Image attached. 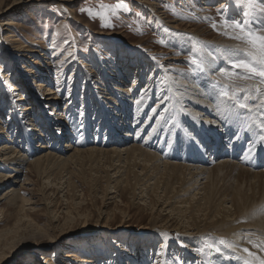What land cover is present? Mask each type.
Segmentation results:
<instances>
[{"label": "rangeland", "instance_id": "1", "mask_svg": "<svg viewBox=\"0 0 264 264\" xmlns=\"http://www.w3.org/2000/svg\"><path fill=\"white\" fill-rule=\"evenodd\" d=\"M140 1L123 0L124 3H127L129 10H118L107 21L110 26L102 27L99 16L90 17L86 10L91 9L94 13L99 12L101 5H115L121 0H0L3 10L10 6L9 10L0 14V47L3 48L1 57L3 61L0 59L2 93L12 89L13 83L16 84L20 91L11 93L12 99L9 101H15L18 94H23L25 99L23 98L20 104L29 106L30 109L34 108L29 111L33 120L39 115L42 118L41 114L45 113L43 119L48 116L46 121L49 120L51 122L49 124L53 128H57L58 121L62 125L66 124L67 135L69 133L68 136H70H66L65 133V137L59 143L57 142L58 144L55 141L50 149L40 150L39 147L44 143V140H39L30 143L34 144L33 148L35 147L33 149L30 145V154L26 153L27 150H22L21 154H26V158L21 166L19 179L13 185L19 196L22 195L23 198L30 199L31 204H27L26 211L24 210L25 212L23 211L19 215L17 207H11L4 200L0 201V264H68L65 254L69 252L77 253L79 258L93 257L96 264H200L203 262V258L197 259L196 257L202 255L204 257L205 252H208L209 255L204 258L209 261L207 264H212L211 257H217L223 253L224 249H227V247L220 246L222 251L216 252L212 247H209L211 241L220 240L212 236L211 240H206L208 237L201 239L202 241L199 240L198 248L190 247V242L182 232L175 239L165 240L162 237V230L171 232L167 228L170 220L167 214L157 210V207L152 208L148 205V196L145 194L143 199L147 200L146 203L143 200H134L129 191L124 189H119L116 193L115 189L106 191L107 182L104 171L97 175L92 174L87 162L82 169L84 172L78 171L77 167H71L70 186L65 191H61L63 189H60L61 184H58V188L57 185H49L45 198L40 195L41 186L45 182L42 179L44 176L40 177L34 170L29 173L27 171L30 164L39 155L47 152L60 154V149H64L63 144L69 139L82 138L84 126L82 118H80V114H83L80 100L82 96L86 95V93H82L83 87L86 86V89L90 90L99 86L103 91L101 89L97 91L107 97L104 86H101V82L104 81V73H102L97 57L104 60L107 71L114 77L113 82H110L111 85L117 78H121L122 81L120 74L126 75V77L123 76L126 80L120 86L121 89L130 92L131 100L129 101H134L136 112L145 114L148 109L149 112L145 118L151 114L155 122H164V119L171 117L172 108L169 107V101L173 98L171 91L179 89L181 87L179 82L185 77L187 79L193 76L197 85L200 84L202 78L212 83L220 80L221 85L229 86L230 94L233 85L243 86L247 83L235 81L229 84L228 81L221 80L217 72L210 76L206 70L203 72L193 70L189 63V57L194 52L203 56L205 50L212 48L211 51L213 50V55L216 56V50L219 49L216 45L217 40L231 39V30H229V35H225L224 29L220 28L221 16L218 15L217 10L220 9L221 14L228 18L242 20L243 13L248 11L244 0H224L225 2L220 8H218L219 3L223 0ZM144 1L156 2L158 4L157 13H165L164 16L167 17L165 20H177V24L180 22L179 29H171L169 27L171 25H164V22L160 21L155 14L145 12L142 9L143 5H140ZM256 3L258 7H264L261 0H256ZM205 5L211 9L202 10L201 7ZM225 9L226 11H224ZM255 15L259 16V20H264V13L257 11ZM205 17L211 19H205ZM212 20L217 22L219 30L211 26ZM8 23H15L17 26L12 27ZM191 28L197 35H194ZM165 29L169 31H165ZM9 34L10 37L4 40ZM185 38L187 39L185 40ZM184 41H187V44ZM239 43L241 42L239 41ZM32 50L35 51L37 57L43 59L42 62L46 61L47 65L43 66H47L49 69L45 76H49L51 83L41 82L40 78L34 79L36 82L33 84L38 81L41 88L30 87L27 79L30 77L25 70L27 66L32 72L34 70L35 74L44 75L41 71L39 73L38 67L40 66L31 65L29 61H37L36 58H30L34 56L32 53L28 55V51ZM173 50L174 52L167 54L168 51ZM67 52L70 57L62 60ZM24 54L25 58H19ZM168 56L175 59L164 60ZM128 64H130L129 67ZM224 65L228 67V63ZM54 68H58V76H55ZM87 76H89L90 85ZM116 76L118 77L115 78ZM135 77H138V80H135ZM134 81H136L135 88L132 87ZM170 82H173L175 86H171ZM104 83L106 86V82ZM107 85L109 86V82ZM188 86L191 84H186L184 87ZM46 88H50L56 93H54L55 96L59 97L55 105L47 106L44 103L43 99L48 97L47 93H50V91L45 92ZM210 89L222 92V88L216 87L215 84H210ZM29 91L35 95L34 98H30ZM112 91L113 96L110 95L109 98L115 100L117 98L120 105V97L116 96L117 92H121L120 89ZM16 92L19 93L16 94ZM74 94L77 98L72 103L71 97ZM223 98L225 97L221 96V99ZM2 99L0 108L3 104ZM174 100L177 102L180 99L174 98ZM68 101L70 103L64 110L65 103ZM95 103L93 102V110L89 111L88 116L91 125L87 134L91 139L95 136L97 128H99L98 132L102 131L101 134L104 129V123L101 124L103 117H100L99 109L96 110L94 107ZM113 104H108L109 110L115 111ZM15 108L21 109L20 107ZM185 108L187 109V107ZM118 109L119 114H122L120 118L123 119L124 112L120 107ZM7 111L5 109L0 128H5ZM93 113L98 115L99 119H95L92 116ZM133 113L134 109L131 110V117L128 120L131 123L134 122ZM54 114L57 119L64 122L55 121ZM75 117L77 124L71 128L72 120ZM145 118L143 117V120ZM171 120L170 123H167V127L172 126ZM38 121L39 119L36 122L40 125L41 122ZM140 122L142 124L144 121L142 122L140 118L138 123ZM18 125L19 128L8 135V138L15 142L11 144L13 147L15 146V149H20L16 142L23 143L24 140L21 138V127L31 128L30 123L24 120ZM139 126L137 124V127ZM54 131L57 132V129ZM132 134V136L137 135L136 130ZM0 135L2 138L4 134ZM53 135L57 139L56 133ZM96 139L99 140L98 136ZM6 141L0 140V146L8 142ZM136 141L138 143L139 140ZM16 154L20 156L17 152ZM163 160L167 162V159ZM168 161L172 163L170 159ZM176 162L181 164L179 161ZM212 166L213 164L210 165V167ZM263 167L264 164H260L254 170L256 172L264 171ZM0 172L8 173L4 172L2 167H0ZM26 176L29 178L28 184L23 185ZM114 178L111 179V183L116 180ZM217 181L220 182L219 186L223 191L230 196L238 189L245 188V182L236 178V174L221 176V178H217ZM113 184L115 185L113 182L111 187L114 186ZM20 186H23L22 189ZM9 188L10 184L2 188L0 195ZM159 215L162 217L160 218ZM46 259L50 261L47 262ZM75 264L80 263L76 262Z\"/></svg>", "mask_w": 264, "mask_h": 264}, {"label": "bare ground", "instance_id": "2", "mask_svg": "<svg viewBox=\"0 0 264 264\" xmlns=\"http://www.w3.org/2000/svg\"><path fill=\"white\" fill-rule=\"evenodd\" d=\"M223 2L225 1L223 0L219 3L218 8L223 6ZM140 5H143L142 9L145 12L148 11L155 14L160 21L164 22V25H171L169 26L171 29H179L180 22L177 24V20H165L167 18L164 16L165 13H157L158 4L156 2L144 1ZM9 7L7 6L3 10L2 3L0 2V14L9 10ZM201 9L206 10L211 9V7L209 8L205 5ZM258 23L264 24V20L261 19ZM8 24L12 27L17 26L15 23ZM191 31L193 32L192 28ZM8 37H10V34L4 40ZM184 43L187 44V41H184ZM216 45L219 48L216 50L218 58L213 55L212 48L205 50L203 53L205 70L210 76L216 72L218 73V69L225 67L226 65L224 64L228 63V57L223 55L224 49L235 48L236 46L243 48V44L235 39H218ZM2 49L0 47L1 61H3L1 58ZM169 52H174V50L168 51L167 54ZM31 53L34 56L30 58H36L37 60H29L31 65L37 64L40 66L38 67L39 73L41 71L44 75L39 76V74H35L34 70L32 69V72L27 66L25 70L30 75L29 78L31 80L27 79L30 87L41 88L38 81L36 84H33L36 82L34 79L40 78L41 82L51 83L49 76H45V74H48L46 71H49V69L47 66H43L47 65L46 61L42 62L43 59L37 57L34 50L28 51V55H31ZM37 54L39 55V52ZM68 57H70V54L67 52L62 60ZM19 58H25V54ZM96 59L102 68V73H104L103 82H106V86L103 82H101V86H104L107 97H104L102 93L97 91L101 89L99 86L93 87L90 90L86 89V86L83 87L85 92L82 91V93H86V95L82 96L80 100L83 111V114H80V118H82L84 126L82 138L79 137L76 140L69 139V141L63 144L64 149H60V154L47 152L46 154L39 155L30 164L32 168H28V173L34 170L40 177L44 176L42 179L45 182L41 186L40 195L45 198L47 196L46 190H48L49 185L52 186L53 184L57 185V188L58 184H61L60 189L63 188L61 191H65L70 186L71 167H77L78 171L84 172L82 169L87 162L90 172H93L92 174L97 175L101 171H104V177L107 182L106 191L115 189L116 193L119 189H124L129 191L134 200H143L146 203L147 200L143 199V195L145 194L148 196V205L152 208L157 207V210L166 213L170 219L167 228L172 233L162 230V237L165 240L175 239L182 232L187 237L188 242H190V247L198 248L197 244L200 242L199 240L205 237H208L206 240H211L212 237L224 239L234 246L235 251L232 248H227L224 249L223 253H220L221 255L211 257L212 264H243V260L238 259V257L247 255L243 252L244 248H248L257 255L264 257V251L254 248L248 242L252 240L255 243H259L264 240V171L256 172L254 170L260 164H264V142L259 140V136L262 133L259 123L261 119H264V109L255 110L253 113L247 114L246 110L236 107L234 101L226 98L221 99L222 95L219 90H211L210 84L213 85L214 82L212 83L202 78L200 84H198L200 86H198L195 78L192 76L180 80L179 84L181 87L171 91V95L173 96L169 101V107L172 108L171 117L164 119V122H155L151 114H148L149 116L145 118V115L149 112L148 109L145 114L143 112H136L134 101H129L131 100L130 92L121 89L120 86L126 80L123 76L126 77V75L120 74L122 81L120 80L121 78H117L118 76H116L115 83L111 85L110 82H113L114 77L107 71L106 63H104L101 57H97ZM174 59L169 56L164 58V60ZM53 72L55 76L59 75L58 68H54ZM87 79L90 85L89 76H87ZM135 80H138V77H135ZM107 82H109V86ZM135 82L132 87L136 85ZM56 83H58L57 80ZM189 83L191 86L185 88L184 86ZM170 85L175 86L173 82H170ZM11 86L12 89L4 93H2V89L0 88V103L2 96L4 97L0 108V124H2V120L4 119L5 109L7 111L9 108L5 128H0V134L6 135H3L2 138L0 135V140L8 141H6L7 143L3 142L4 144L0 146V167L4 169V172H8L9 174L0 172V190L10 184V188L0 195V201L4 200L11 207H17L18 214L20 215L25 210V206L31 204L30 199L23 198L22 195L21 197L19 196L13 185L19 179L21 166L26 158V154H21L22 150H27L25 152L30 154L31 148L29 147L30 145L32 148L34 146V144L30 143L39 140H44V143L39 147L40 150L44 148L50 149L55 141L58 144L65 137V133L66 136L69 133L67 135L68 129L66 128V124L62 125L60 121L56 123L57 128H53L50 125L51 122L49 120L46 121L49 118L48 116L43 119L45 113L41 114L42 118L39 115L33 120L29 111L34 110V108L30 109L29 106L20 104L24 98L23 94L16 92L18 98L15 101H9V99H12L11 93L20 91L16 84L13 83ZM110 86L111 88H109ZM116 89H120L122 92L116 93V96L120 97V105L117 98L116 100L109 98L110 95L113 96L112 90ZM49 91L50 93H47ZM101 91L103 90L101 89ZM45 92L48 97L43 99L44 103L47 106L55 105L59 100V97L55 96L56 93L51 91L50 88H46ZM28 93H30V98H34L35 95L33 93L30 91ZM71 98L73 100L71 102L74 103L77 97L74 94ZM174 98L180 100L175 102ZM93 102H96L94 107L96 110L99 109L98 113L101 112L100 117H103L101 124L104 123V129L101 134L102 131L98 132L99 128H97L95 136H91V139L90 135L87 134V130L91 125L89 124L91 122L88 116L93 110ZM69 103V101L65 103L66 107L64 110ZM112 103H114L115 111L113 109L109 110L108 104ZM251 103L257 104L259 101L253 100ZM15 107H20L21 109L17 110ZM118 107L124 112L123 115L125 117L123 119L120 118L122 114H119ZM132 109H134V113L132 114L134 122L131 123L128 120L131 117L130 113ZM92 116L95 119H99V116L94 113ZM143 117L145 118L144 120ZM54 118L55 121L61 120L57 119L55 114ZM140 118L142 122L144 121L142 124L141 122L138 123ZM38 119L41 122L40 125L36 122ZM23 120L30 123L29 126L31 128L27 129L26 126L21 127V138L24 140L22 141L23 143H20L18 140L19 142H16V144L20 149H15V146L11 145L15 142L11 141L8 135L17 130L19 128L18 123H22ZM76 120V117L72 120L71 128L77 124ZM170 120L172 126L167 127L166 125H168L167 123ZM137 124L140 126L137 127ZM152 124L154 125L149 129ZM55 129H57V132L54 131ZM135 130L137 135L132 136V132ZM55 133L57 139L54 138L53 134ZM97 136L99 140L96 139ZM137 139L139 140L138 143ZM253 146V152L249 153V148ZM16 152L20 156H17ZM14 154L16 155L14 156ZM163 159H167V162ZM176 161L181 162V164H178ZM211 164H213L212 167H210ZM64 173L66 174L64 175ZM232 174H236V178L242 179L245 182V188L238 189L230 196L219 186L220 182L217 181V178ZM114 177L116 180H114ZM64 178L66 179L64 180ZM112 178H114L112 183L114 182L115 185L113 184L114 186L111 187ZM92 179L91 177V181ZM28 180L27 176L24 177L23 185L28 184ZM63 184H66V186H63ZM21 187L23 186H20V189H22ZM197 196L199 197L197 198ZM44 200L46 201V199ZM159 217L161 218L162 215H159ZM248 235L249 237H247ZM217 243L218 241L214 240L211 241L210 245ZM208 255V252H205L204 257ZM202 256L196 258H203V262H200V264H207L209 261L205 260L206 258ZM65 257L68 259V264H75L76 262L80 264H96V261L94 262L92 259L93 257L79 258L75 252L66 253Z\"/></svg>", "mask_w": 264, "mask_h": 264}, {"label": "snow or ice", "instance_id": "3", "mask_svg": "<svg viewBox=\"0 0 264 264\" xmlns=\"http://www.w3.org/2000/svg\"><path fill=\"white\" fill-rule=\"evenodd\" d=\"M244 2L247 5L248 11L243 13L242 20L228 18L221 14L220 9L217 10L218 15L221 16L219 25L220 28L224 29V34L229 35V30H231L230 38L238 40L243 44V48L236 46L235 48L223 50V55L228 57V67L219 68L218 76L221 80L228 81L229 84L235 81L247 83L243 86L233 85L231 94L229 86L221 85L220 80L215 81L214 84L216 87L222 88L221 95L223 97L233 100L236 107L246 110L247 114H251L255 110L264 109V24L258 23L259 16L255 15L257 11L264 13V7H258L256 0H244ZM261 3H264V0H261ZM100 8L101 10L95 13L91 9H87L86 11H88L90 17L95 18V16H99L102 21V27L110 26L107 21L118 10H129L127 3H124L123 0L115 5H101ZM82 11H85V9H82ZM205 19L211 18L205 17ZM211 26L219 30L215 20H212ZM165 31L169 30L165 29ZM189 63L193 70L201 72L205 70L203 56L195 52L189 57ZM253 100H258L259 103H251ZM259 128L262 130L259 140L264 142V119H261ZM253 150L254 146L250 147L249 153H252ZM248 242L254 248L264 251V240L259 243H255L252 240ZM220 246L232 248L235 251L234 246L224 239H220L215 245H209L216 252L222 251ZM243 252L247 255L238 257V259L243 260V264H264V257L257 255L248 248H244Z\"/></svg>", "mask_w": 264, "mask_h": 264}]
</instances>
